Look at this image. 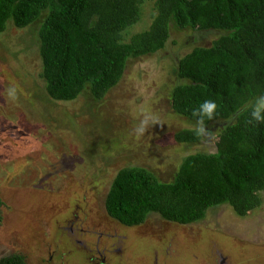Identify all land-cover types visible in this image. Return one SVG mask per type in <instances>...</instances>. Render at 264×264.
<instances>
[{
    "label": "rangeland",
    "instance_id": "1",
    "mask_svg": "<svg viewBox=\"0 0 264 264\" xmlns=\"http://www.w3.org/2000/svg\"><path fill=\"white\" fill-rule=\"evenodd\" d=\"M154 1L143 4L127 39L149 29ZM40 26L9 22L0 35V260L23 254L28 264H88L100 253L106 264H264V192L262 207L246 217L221 205L187 226L153 214L128 229L105 209L121 169L142 167L170 183L189 156L216 153L222 124L206 127L198 144L176 141L200 126L179 116L171 97L181 83L177 61L219 34L174 28L164 50L129 61L103 100L85 94L61 105L41 78Z\"/></svg>",
    "mask_w": 264,
    "mask_h": 264
},
{
    "label": "trees",
    "instance_id": "2",
    "mask_svg": "<svg viewBox=\"0 0 264 264\" xmlns=\"http://www.w3.org/2000/svg\"><path fill=\"white\" fill-rule=\"evenodd\" d=\"M146 1L0 0V35L9 22L18 29L41 23V78L51 103L63 105L85 94L103 100L121 82L129 61L164 50L174 28L218 33L210 46L195 47L177 61L181 83L171 97L173 110L198 126L193 112L207 100L217 105L213 119L204 121L205 128L223 126L216 153L189 156L170 183L142 167L121 169L105 209L128 228L144 225L153 214L192 225L221 205L246 217L262 207L264 192V121L251 116L264 95V0H155L149 29L127 39ZM202 139L198 130L176 135L179 143ZM2 206L0 201V225ZM0 264L28 261L14 254Z\"/></svg>",
    "mask_w": 264,
    "mask_h": 264
},
{
    "label": "clouds",
    "instance_id": "3",
    "mask_svg": "<svg viewBox=\"0 0 264 264\" xmlns=\"http://www.w3.org/2000/svg\"><path fill=\"white\" fill-rule=\"evenodd\" d=\"M11 95L13 97L15 96L14 91L11 92ZM216 108H217V105L213 101L207 100L200 105L198 110L193 112L194 116L199 117L198 123L200 127L198 129V133L202 134L206 131L204 127L205 118H207L208 120H212L214 113L216 111ZM251 116L257 122L264 121V95L259 96L256 99L252 112H251ZM140 131L143 132V128H141Z\"/></svg>",
    "mask_w": 264,
    "mask_h": 264
},
{
    "label": "flooded vegetation",
    "instance_id": "4",
    "mask_svg": "<svg viewBox=\"0 0 264 264\" xmlns=\"http://www.w3.org/2000/svg\"><path fill=\"white\" fill-rule=\"evenodd\" d=\"M108 218H110L112 221H114L115 223L116 222H118V221H116V220H114L113 218H111V217H109L108 216ZM119 223V222H118ZM121 226H123L124 228H128V227H126V226H124V225H122L121 223H119ZM133 228H135V227H133ZM128 229H130V228H128ZM73 230V229H72ZM71 229H70V231H72ZM100 236H102V235H100ZM98 241H101L100 239L98 240ZM98 252V251H97ZM83 256H84V254H83ZM82 256V257H83ZM99 256L100 257H96V256H91L90 258H88V261H89V263L88 264H98L97 262L99 261V264H106V258H105V256L102 254H100L99 253ZM79 259H81V258H79ZM158 259V258H157ZM217 259H218V261H219V259H220V257H218V256H216V261H217ZM76 260H78V259H76ZM76 260H74V261H72L70 264H77L78 262L76 261ZM156 261H158V260H156ZM150 263V262H149ZM157 263V262H156ZM221 263V262H220ZM79 264V263H78ZM82 264V263H81ZM219 264V263H218ZM222 264H224V263H222Z\"/></svg>",
    "mask_w": 264,
    "mask_h": 264
}]
</instances>
